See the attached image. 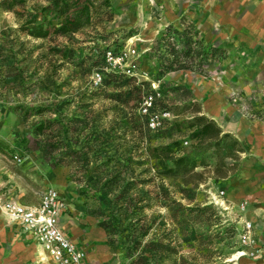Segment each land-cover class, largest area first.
Returning <instances> with one entry per match:
<instances>
[{
  "label": "rangeland",
  "instance_id": "374dc122",
  "mask_svg": "<svg viewBox=\"0 0 264 264\" xmlns=\"http://www.w3.org/2000/svg\"><path fill=\"white\" fill-rule=\"evenodd\" d=\"M109 1L105 11L111 13L110 20L97 15L88 27L66 37H31L20 30L21 18L0 9V199L36 205L45 189H54L64 203L61 227L92 264H232L228 260L238 248L241 224L247 221L245 217H253L257 207L252 201L261 199L257 194L264 190L251 186L247 148L208 115L225 114L226 106L253 122L261 120L259 114L264 113V107L258 104L254 108L259 100L249 101L239 93L232 70L231 38L215 25L206 28L209 19L216 20L215 11L221 1ZM35 4L45 5L42 0H27L24 8L17 11L25 13ZM36 17L41 19L38 13ZM180 23L193 25L205 45L223 48L225 59L206 65L202 73L175 70L159 74V62L150 53L151 46L167 26L180 28ZM58 50L72 53L64 57ZM98 52L107 66L103 71L88 72ZM108 52L111 59H107ZM107 73L132 77L137 83L146 81L157 97H162L156 113L158 124L149 129L164 137H155L153 144L179 141V155L189 159L186 168L163 176L160 170L148 167L146 143L136 138L134 115L145 114L150 98L143 97L140 104H116L109 99L114 89L102 86ZM92 115L98 117L102 128L121 136L119 151L124 156L142 161L141 166H133L134 175L150 181L130 192L133 206L127 217H119L113 235H143L137 250L128 251L126 244H109L98 225L102 218L87 213L95 203L80 195L81 185L69 176L71 168L53 166L33 144V127L47 117L66 124L74 118L87 117L80 126L86 134L96 126ZM197 116L214 122L221 130L217 141L198 144L191 138L194 128L188 124ZM14 155L20 162L13 159ZM145 191L149 199L143 196ZM220 191L224 192L222 205L214 200ZM0 217H5L1 210ZM150 241L168 247L157 250L152 257L144 254L147 263L135 262Z\"/></svg>",
  "mask_w": 264,
  "mask_h": 264
},
{
  "label": "trees",
  "instance_id": "16d2710c",
  "mask_svg": "<svg viewBox=\"0 0 264 264\" xmlns=\"http://www.w3.org/2000/svg\"><path fill=\"white\" fill-rule=\"evenodd\" d=\"M26 1L0 0V9L12 12L21 18L20 30L34 38L72 35L88 27L97 15L106 16V20L111 19V13L105 11L110 7L109 0H42L45 3L44 6L35 4L25 13L17 11V9L24 8ZM36 13L40 14V20L37 19ZM179 26L180 28L167 26L151 46L150 53L159 62V74L175 70L202 73L206 65L219 63L225 59V50L221 47L205 45L203 38L193 25L180 23ZM57 52H61L64 57L72 53L71 50H58ZM101 54L98 52L97 56L91 59L88 72L103 71L106 68L104 56ZM106 78L102 81V86L114 89L109 99L116 104L127 106L131 101L140 104L143 97L150 98L147 113L134 115L138 130L136 138L146 143L144 154L148 157L146 161L148 167L160 170L163 176L175 174L181 167L186 168L189 159L187 155H179L182 152L179 141L153 144L155 137H164V135H157L158 131L154 133L150 131L147 117L149 114H156L160 111L162 97H157L158 93L151 89L146 81L137 83L132 77H122L114 73H107ZM41 111L43 110H39V116H42ZM27 116L28 113L23 116V120H26ZM92 117L96 126L86 131V134L80 126L84 125L87 117L74 118L68 124L47 117L33 127V144L37 145L36 150L44 159L52 162L53 166L65 165L71 168L69 176L71 180L81 185L80 195L94 201L95 205L90 206L87 213L102 218L98 225L105 232L109 244L113 246L126 244L124 247L128 251L137 250L141 245L143 235L131 234L117 238L113 235L118 228L119 217H127L130 206H133L130 192L135 190L137 185L146 186L150 181L141 179L139 174L134 175L133 166H141L143 163L134 161L130 155L124 156V153L119 151L121 136L112 135L110 129L107 131L98 124L99 119L96 115ZM174 126L178 128L179 124ZM188 127L194 128L191 138H194L198 144L205 141H217L221 134V130L214 122L203 116L193 117ZM115 142H117L116 145ZM91 165L94 167H90ZM180 192L184 193L186 190L180 189ZM148 193L145 191L142 194L145 197L148 196L147 199H149ZM163 197L167 200L165 191ZM142 200L145 199L142 198ZM135 207L131 208L135 209ZM142 208L143 206L138 207V210ZM134 212L135 210H132L131 214ZM145 246V250L142 249L135 262L147 263L148 257L144 254L149 253L152 257L157 250L168 247L159 241H150ZM127 255L130 256V253Z\"/></svg>",
  "mask_w": 264,
  "mask_h": 264
},
{
  "label": "crops",
  "instance_id": "0c3cea01",
  "mask_svg": "<svg viewBox=\"0 0 264 264\" xmlns=\"http://www.w3.org/2000/svg\"><path fill=\"white\" fill-rule=\"evenodd\" d=\"M216 1H221L215 11L216 20L209 19L206 28L215 25L231 38L232 70L239 93L249 101L259 100L253 105L254 108L258 104L264 107V0ZM224 110L225 114L217 112L208 116L233 133L247 148L251 186L255 187L254 190H264V113L259 112L261 120L250 122L236 114L234 108L225 106ZM257 195L261 199L252 201L257 207L253 217H245V220L252 222L254 239L260 252L255 257L239 260V264H264V192ZM62 230L66 233L65 229ZM38 249L41 248L29 234L6 217H0V264H52L47 257L46 261L40 260Z\"/></svg>",
  "mask_w": 264,
  "mask_h": 264
},
{
  "label": "built area",
  "instance_id": "2783aa9c",
  "mask_svg": "<svg viewBox=\"0 0 264 264\" xmlns=\"http://www.w3.org/2000/svg\"><path fill=\"white\" fill-rule=\"evenodd\" d=\"M107 59H111L110 52L107 53ZM149 106L150 101L144 107L145 114ZM148 116V127L155 128L158 124V115L153 113ZM13 159L20 162V158L16 155ZM223 197L224 192L220 191L214 196V200L217 204L221 201L220 205H222ZM63 207L62 199L52 188L45 189L41 193L36 205L22 204L12 199H0V210L3 215L9 222L18 225L29 234L52 264H91L85 252L61 230L60 214ZM259 252L252 223L244 221L238 234V248L228 261L238 264L240 259L255 257Z\"/></svg>",
  "mask_w": 264,
  "mask_h": 264
},
{
  "label": "bare ground",
  "instance_id": "6f19581e",
  "mask_svg": "<svg viewBox=\"0 0 264 264\" xmlns=\"http://www.w3.org/2000/svg\"><path fill=\"white\" fill-rule=\"evenodd\" d=\"M38 254H39V258L41 261L45 260L46 259V256L44 255V253L42 252L41 249H38ZM235 258V257H234ZM46 261V260H45Z\"/></svg>",
  "mask_w": 264,
  "mask_h": 264
}]
</instances>
